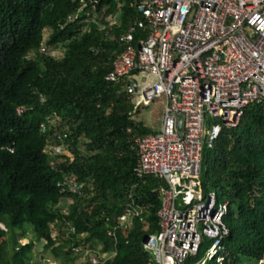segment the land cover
<instances>
[{"label":"trees","instance_id":"1","mask_svg":"<svg viewBox=\"0 0 264 264\" xmlns=\"http://www.w3.org/2000/svg\"><path fill=\"white\" fill-rule=\"evenodd\" d=\"M97 1L84 6L76 0H0V264H30L35 242L21 241L31 231L55 260L74 262L73 248L90 243L109 255L115 251L100 264H154L144 242L160 231L166 184L150 175L136 179L127 130L154 131L131 119L128 95L105 80L122 52L117 38L142 19L139 0ZM102 10L117 14L118 23L110 31L90 24L84 32L78 22ZM69 15L74 21L59 30ZM47 29L54 30L48 44L66 49L63 59H29ZM135 36L138 44L147 33ZM55 116L59 121L42 131ZM63 132L73 159L64 156L52 167L58 158L47 146L60 145L54 134ZM67 174L83 184L82 194L57 186L67 184ZM199 183L206 194L213 191L219 202L229 203L223 264H258L264 258V105L248 107L238 127L223 129L213 147L204 148ZM130 195L144 208V222L136 220L126 235L117 229L115 241L107 231L117 227ZM67 198L76 206L64 212L59 206ZM207 245L204 239L187 264L202 261Z\"/></svg>","mask_w":264,"mask_h":264},{"label":"built area","instance_id":"2","mask_svg":"<svg viewBox=\"0 0 264 264\" xmlns=\"http://www.w3.org/2000/svg\"><path fill=\"white\" fill-rule=\"evenodd\" d=\"M136 9L142 20L117 38L122 52L106 82L120 85L136 113L152 103L164 105L161 125L154 133L127 130L137 158L136 179L150 175L166 184L158 212L160 231L146 237L144 249L154 264H187L207 239L212 245L195 264H205L206 259L223 264L224 242L230 233L224 220L229 203L219 202L215 192L206 194L199 183L203 150L213 147L223 129L238 127L248 107L264 105V0H139ZM101 13L100 28L110 31L117 15ZM72 21L69 15L58 29L63 31ZM137 31L148 32L138 46ZM53 33L46 30L40 48L29 53V59H63L66 49L60 43L48 44ZM47 127L42 124V131ZM67 137L65 132L55 133L61 144H49L48 152L58 158L51 161L52 167L66 161L62 157H70ZM64 178L67 184L57 186L82 194L83 184L74 175ZM144 214L130 195L117 227L109 228L107 235L116 241L117 229L126 235L136 220L144 222ZM68 228L75 232L73 226ZM99 249L83 243L72 254L79 264H100L115 255L114 250L109 255ZM258 264H264V258Z\"/></svg>","mask_w":264,"mask_h":264},{"label":"rangeland","instance_id":"3","mask_svg":"<svg viewBox=\"0 0 264 264\" xmlns=\"http://www.w3.org/2000/svg\"><path fill=\"white\" fill-rule=\"evenodd\" d=\"M46 35V32H45ZM62 54L60 53L59 57H61ZM162 108L158 105H151L150 107H147L143 110H141L135 118L138 120V122H143V124L146 127H153L157 129V126L160 125V117L162 116ZM84 147V146H83ZM70 157L73 158V154L70 153ZM203 165V164H202ZM213 192V191H212ZM76 206V201L74 199H63L60 202V208L63 209L64 212H69L71 209H73ZM33 240L35 242V250L33 253V257L31 259L30 264H79L78 257L73 255L76 258V261L72 262H66L65 259H58L55 260L51 253L46 250L40 243L34 238L33 232H29L26 239L22 240V244H27L29 241ZM212 242L208 241L207 248H205V252L211 247ZM205 257V255H204ZM208 259H206L205 264H209ZM244 264H255L254 261H245Z\"/></svg>","mask_w":264,"mask_h":264},{"label":"bare ground","instance_id":"4","mask_svg":"<svg viewBox=\"0 0 264 264\" xmlns=\"http://www.w3.org/2000/svg\"><path fill=\"white\" fill-rule=\"evenodd\" d=\"M76 1H78L80 4H81V2H80V0H76ZM85 1V3H86V0H84ZM91 1H97V0H90V3H91ZM97 3H98V1H97ZM105 13H106V11H105ZM107 15V14H106ZM107 16H112V15H107ZM114 16V15H113ZM101 17H102V13H101ZM103 18V17H102ZM94 20V19H93ZM142 20V19H141ZM140 21V20H139ZM78 23H83L84 24V26H83V31L84 32H86L87 31V29H88V26L90 25V23H91V21H89V20H83V21H79ZM118 23V22H117ZM115 26V25H114ZM128 31V30H127ZM126 31V32H127ZM125 32V33H126ZM146 32V31H145ZM147 33V36H148V32H146ZM147 38V37H146ZM145 40V39H144ZM140 42V41H139ZM139 42H138V44H139ZM138 44H136L135 43V45L136 46H138ZM113 63H114V61H113ZM112 68H113V65H112ZM110 73V72H109ZM105 80H106V78H105ZM109 84V83H108ZM151 105H158V106H160L161 108H162V106H163V111H164V105H163V103H161V102H156V103H152ZM150 105V106H151ZM149 106V107H150ZM147 108V107H146ZM145 109V108H144ZM133 111H134V106H133ZM163 111H162V115H163ZM135 112V111H134ZM140 112V111H139ZM139 112H135V114L131 117V119L132 120H136V121H138L136 118H135V116L139 113ZM161 118H162V116L160 117V125H161ZM160 125L159 126H157V128H159L160 127ZM178 128L180 129L181 128V121H179V126H178ZM203 152H204V150H203ZM202 164H203V159H202ZM201 173H202V171H201Z\"/></svg>","mask_w":264,"mask_h":264},{"label":"crops","instance_id":"5","mask_svg":"<svg viewBox=\"0 0 264 264\" xmlns=\"http://www.w3.org/2000/svg\"><path fill=\"white\" fill-rule=\"evenodd\" d=\"M106 11V10H105ZM107 14V13H106ZM107 15H113V14H107ZM117 15V14H116ZM97 18H99V20L97 19ZM94 19V20H93ZM101 20L104 22V18H102L101 17V14L98 16V17H95V16H93V17H91V19H89V21H91V23L90 24H97L98 26H99V28H100V25L102 24L101 23ZM89 27V26H88ZM101 29V28H100ZM107 37H108V32H107ZM162 109H163V106H162ZM145 126V125H144ZM150 129H152V130H154L155 128H153V127H150Z\"/></svg>","mask_w":264,"mask_h":264},{"label":"clouds","instance_id":"6","mask_svg":"<svg viewBox=\"0 0 264 264\" xmlns=\"http://www.w3.org/2000/svg\"><path fill=\"white\" fill-rule=\"evenodd\" d=\"M46 32V31H45ZM45 34V33H44ZM44 37V36H43ZM43 41V40H42ZM32 51H30L29 53H31ZM29 55V54H28ZM57 60V59H56ZM19 109V108H18ZM18 109H17V111H18ZM58 122L59 121V119L55 116L54 117V119L53 118H51L50 120H49V125H50V129H51V126L54 124V122ZM48 147H49V145L47 146V151H48ZM79 183H81V182H79ZM82 184V183H81Z\"/></svg>","mask_w":264,"mask_h":264},{"label":"water","instance_id":"7","mask_svg":"<svg viewBox=\"0 0 264 264\" xmlns=\"http://www.w3.org/2000/svg\"><path fill=\"white\" fill-rule=\"evenodd\" d=\"M146 240V239H145Z\"/></svg>","mask_w":264,"mask_h":264}]
</instances>
